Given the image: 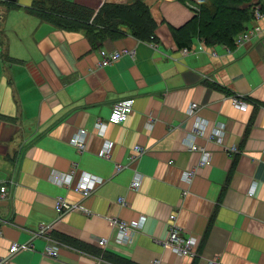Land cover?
<instances>
[{
  "label": "crops",
  "instance_id": "obj_1",
  "mask_svg": "<svg viewBox=\"0 0 264 264\" xmlns=\"http://www.w3.org/2000/svg\"><path fill=\"white\" fill-rule=\"evenodd\" d=\"M37 1L0 0V264H264V33L233 47L197 37L180 47L202 0H66L92 11L91 28L58 26L36 14ZM139 2L154 38L121 16L110 26L97 18L104 6ZM255 23L264 30V17ZM102 49L131 52L101 66ZM127 97L133 112L102 134L98 121ZM192 102L208 121L195 151ZM81 129L84 148L71 141ZM205 151L212 162L201 166ZM54 170L72 183H57ZM84 172L103 179L88 198L77 188ZM58 197L93 213L60 215ZM172 213L197 238V256L165 245ZM108 216L142 226L125 241ZM15 242L30 247L9 257ZM50 243L56 258L44 254Z\"/></svg>",
  "mask_w": 264,
  "mask_h": 264
},
{
  "label": "built area",
  "instance_id": "obj_2",
  "mask_svg": "<svg viewBox=\"0 0 264 264\" xmlns=\"http://www.w3.org/2000/svg\"><path fill=\"white\" fill-rule=\"evenodd\" d=\"M264 17V0H261L259 3L254 5V13L253 19L259 20ZM264 33L263 28L255 23L253 26L248 27L243 32L239 33L235 39V44L244 45L250 42L255 36L262 35ZM131 51H109L106 49L101 50L102 60L100 61L101 66H106L116 60H118L124 53H130ZM234 102L237 106L242 108H247V103L241 100L238 96L234 98ZM136 103L135 97H127L119 100L115 103L114 107L111 110V113L107 120H99L98 127L101 130V133L104 134L106 127L108 124H119L125 122L129 115L133 112ZM200 108L199 103L192 102L188 108V114L190 116H196V125L191 133V143L188 148L191 151L199 150L201 147L196 143V138L198 135H201L205 129L208 121L206 119L201 118L197 112ZM86 129H81L74 137H72L71 141L78 145L80 148H84L86 144ZM224 133V126L219 125L215 131H213V135L221 140L222 135ZM112 149V142L106 141L103 150L101 151V155L107 157ZM137 151L144 152V149L139 145L135 147ZM212 162V154L208 151L203 153L202 159L200 160V165L205 166ZM121 169V165H118L117 170ZM54 180L61 185H70L72 183L73 175L68 173H63L60 171L54 170L52 172ZM193 175V170L187 171L185 173V177L189 178ZM143 175L140 172L135 174V177L132 181L131 188L138 189L141 185ZM103 179L100 177L84 172L82 174V179L77 183V188L81 192L83 198H88L97 187L98 183H102ZM8 193V187L6 185L0 186V197H6ZM122 205L126 204L125 198L121 197L119 199ZM56 209L60 215H64L68 212L78 211L84 213L86 215H91L93 211L85 204L84 201L78 202H70L67 201L63 197H58L56 199ZM108 219L111 221L114 227L118 229L119 237L122 240L130 239L134 230L138 229L142 226V222H127L117 217L108 216ZM171 225L169 230L168 238L164 241L166 246L172 248V250L179 255L195 257L198 255L197 244L198 240L196 237L192 235H185L182 228L176 223V214L172 213L170 215ZM44 231V230H42ZM107 238L99 237L98 242L102 245H106ZM30 244L28 243H20L15 242L11 245L9 251V257L17 253L22 249L29 248ZM59 247L56 244L50 243L44 251L45 255L50 257H58L59 255ZM207 264H216V261H209Z\"/></svg>",
  "mask_w": 264,
  "mask_h": 264
},
{
  "label": "trees",
  "instance_id": "obj_3",
  "mask_svg": "<svg viewBox=\"0 0 264 264\" xmlns=\"http://www.w3.org/2000/svg\"><path fill=\"white\" fill-rule=\"evenodd\" d=\"M261 0H202L197 9V15L184 34L183 39L178 37L180 47H190L194 37L201 38L209 44L222 43L230 47L235 46L237 35L246 30L250 19L253 18L254 5ZM35 12L64 28H91L92 11L66 0H38ZM102 19L108 26L115 24L121 16L140 37L154 38V23L148 7L140 2L134 6L117 7L107 5L103 7ZM103 14V13H102ZM92 24V25H91ZM89 30V29H88ZM177 32L178 31H174Z\"/></svg>",
  "mask_w": 264,
  "mask_h": 264
},
{
  "label": "rangeland",
  "instance_id": "obj_4",
  "mask_svg": "<svg viewBox=\"0 0 264 264\" xmlns=\"http://www.w3.org/2000/svg\"><path fill=\"white\" fill-rule=\"evenodd\" d=\"M201 39V38H200ZM183 256V255H182ZM188 257H190V255L188 256Z\"/></svg>",
  "mask_w": 264,
  "mask_h": 264
},
{
  "label": "water",
  "instance_id": "obj_5",
  "mask_svg": "<svg viewBox=\"0 0 264 264\" xmlns=\"http://www.w3.org/2000/svg\"><path fill=\"white\" fill-rule=\"evenodd\" d=\"M0 18H1V15H0Z\"/></svg>",
  "mask_w": 264,
  "mask_h": 264
}]
</instances>
